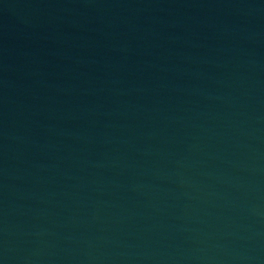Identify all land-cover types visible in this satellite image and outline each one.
Segmentation results:
<instances>
[{
    "label": "water",
    "instance_id": "obj_1",
    "mask_svg": "<svg viewBox=\"0 0 264 264\" xmlns=\"http://www.w3.org/2000/svg\"><path fill=\"white\" fill-rule=\"evenodd\" d=\"M65 0H0V96Z\"/></svg>",
    "mask_w": 264,
    "mask_h": 264
}]
</instances>
